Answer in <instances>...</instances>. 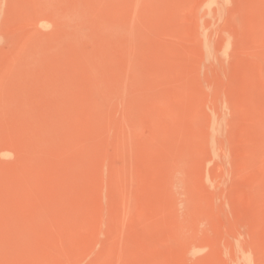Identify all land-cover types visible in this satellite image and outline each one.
<instances>
[{"label": "rangeland", "instance_id": "374dc122", "mask_svg": "<svg viewBox=\"0 0 264 264\" xmlns=\"http://www.w3.org/2000/svg\"><path fill=\"white\" fill-rule=\"evenodd\" d=\"M0 264H264V0H0Z\"/></svg>", "mask_w": 264, "mask_h": 264}, {"label": "bare ground", "instance_id": "6f19581e", "mask_svg": "<svg viewBox=\"0 0 264 264\" xmlns=\"http://www.w3.org/2000/svg\"><path fill=\"white\" fill-rule=\"evenodd\" d=\"M92 70V69H91ZM105 101V100H104ZM175 180V179H174ZM237 239V238H236ZM239 239V238H238ZM237 239V240H238ZM235 240V239H234ZM239 241V240H238ZM242 241V240H241ZM236 242V241H235ZM234 245V244H233ZM237 246V245H236ZM239 248H240V246H239ZM237 251V250H236ZM242 251H243V249H242ZM238 254V253H237ZM237 254H235V256L237 255ZM251 255V254H250ZM228 256V255H227ZM245 256V253H244V255H243V258H241L242 260H244V258H246V257H244ZM240 257V256H239ZM238 259V258H237ZM248 260V259H247ZM247 260H244L245 261V263H246V261ZM239 261H240V259H239ZM244 261H242L243 263H244ZM236 262V261H235ZM250 262V261H249Z\"/></svg>", "mask_w": 264, "mask_h": 264}]
</instances>
